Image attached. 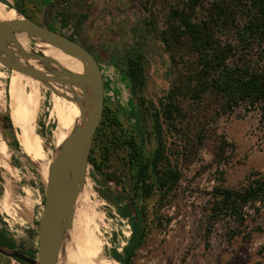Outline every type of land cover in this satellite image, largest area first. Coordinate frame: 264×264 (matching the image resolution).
Listing matches in <instances>:
<instances>
[{
    "label": "rangeland",
    "instance_id": "374dc122",
    "mask_svg": "<svg viewBox=\"0 0 264 264\" xmlns=\"http://www.w3.org/2000/svg\"><path fill=\"white\" fill-rule=\"evenodd\" d=\"M4 1L8 7L21 8L29 19L82 45L95 56L104 79L107 118H117L126 135L134 133L138 121H142L148 132L145 152L152 155L157 148L153 123L148 113L144 120L141 117L139 98L133 94L125 71L129 59L141 56L145 86L139 97L146 105H159L174 80L171 55L160 33L166 29L171 9L187 0ZM212 1L203 3L210 7ZM16 40L19 49L44 55L27 36L17 34ZM179 52L184 54L187 50L181 48ZM19 62L50 73L37 61ZM53 95V90L42 82L10 71L0 63V242L12 251L24 249L25 254L34 258L48 179L40 174L37 154L31 153L25 141L31 144L37 139L41 154L46 150L57 153L54 136L60 122L53 112ZM211 109L212 104L203 105L194 116L203 120L210 117ZM8 113L15 131L8 128ZM112 130L106 127V134ZM188 136L186 133L184 138L175 139V151H182ZM222 136L231 146L226 162L218 164L216 148ZM99 144L94 140V157L99 156ZM125 147L122 140L118 150L103 162L100 172L90 165L91 184L87 185L86 179L84 187L89 200L99 205L104 216V254L115 264H124L127 252L132 250L136 219L132 212L129 217L121 212L125 202H117L122 195L120 182L125 186L128 174ZM172 158L180 165L182 179L161 203L158 196L142 202L144 212L138 211L137 219L148 236L141 247L135 248L131 264H255L264 246V207L259 215L250 211L241 227L234 222L220 223L210 233L207 216L216 186L238 188L253 174L264 175V124L259 111L247 113L241 107L210 123L209 138L191 163L182 152ZM107 175L114 181L108 180ZM113 255L122 260H115ZM0 264L20 263L0 254Z\"/></svg>",
    "mask_w": 264,
    "mask_h": 264
},
{
    "label": "trees",
    "instance_id": "16d2710c",
    "mask_svg": "<svg viewBox=\"0 0 264 264\" xmlns=\"http://www.w3.org/2000/svg\"><path fill=\"white\" fill-rule=\"evenodd\" d=\"M209 6L205 7L203 0H187L182 6L171 9L160 39L171 55L174 80L159 105H146L139 97L145 86L142 57L128 60L125 75L131 82L133 94L139 98L141 117L144 120L145 113L151 117L157 140L155 152L152 155L145 152L148 132L141 125L142 121H138L134 133L126 135L117 118H107L106 109L96 133L100 153L94 157L93 148L90 158V165L96 171L102 170L101 165L118 150L122 140L126 144L128 174L125 186L120 182L122 195L117 202H125L121 210L125 216L129 217L132 212L136 217L132 249L141 247L148 236L137 219L138 211L144 212L142 202L158 196L161 203L180 184L182 171L172 157L182 152L191 163L209 138L210 123L232 115L241 107H245L247 113L258 110L260 122L264 124V0H213ZM14 9L26 15L21 8ZM181 48L187 52L180 54ZM208 103L212 104L210 117L203 120L195 117L196 110ZM6 120L8 128L15 131L10 113ZM106 127L117 130L108 135ZM186 133L189 136L185 138L182 151H175V139L184 138ZM218 139L216 160L222 164L231 145L223 136ZM107 179L114 181L109 175ZM209 204V233L220 223L234 222L238 227L243 226L250 211L259 215L264 207V175L253 174L238 188L216 186ZM0 245L8 246L2 242ZM20 252L24 253V249ZM258 256L255 264H264V246ZM113 257L122 260L120 256Z\"/></svg>",
    "mask_w": 264,
    "mask_h": 264
},
{
    "label": "water",
    "instance_id": "95a60500",
    "mask_svg": "<svg viewBox=\"0 0 264 264\" xmlns=\"http://www.w3.org/2000/svg\"><path fill=\"white\" fill-rule=\"evenodd\" d=\"M17 12L24 17L23 20L0 24V63L8 70L38 80L52 90V85L63 88L85 86L88 89L85 99L87 111L83 123L74 129L57 152L50 168L46 203L39 223L36 258L0 245L2 256L25 264H58L63 248V232L66 227L73 225L75 203L84 190L89 173L93 144L105 109V85L100 64L89 50ZM21 33L41 39L63 53L83 60L88 65L87 74L68 73L42 53L19 49L16 35ZM20 59L37 61L49 69L50 73L25 67L19 62ZM55 66L59 67V70L55 69ZM70 173L73 175L72 180L68 192L63 195L64 183ZM134 252L135 249L130 251L124 264H131Z\"/></svg>",
    "mask_w": 264,
    "mask_h": 264
},
{
    "label": "bare ground",
    "instance_id": "6f19581e",
    "mask_svg": "<svg viewBox=\"0 0 264 264\" xmlns=\"http://www.w3.org/2000/svg\"><path fill=\"white\" fill-rule=\"evenodd\" d=\"M23 19L24 17L19 15L14 8H10L0 1V24ZM21 34L35 42L46 57L52 59L66 72L77 75L87 74V68L83 60L75 59L41 39L31 38L24 33ZM54 68L59 70V67L55 66ZM86 90L88 89L85 86L53 87V112L60 122L54 136V146L57 152L66 143L73 129L83 123L87 111L85 103ZM31 105H33V101ZM25 144L28 147L30 146L31 153L36 152L40 174L47 177L49 181L50 168L57 153H49L47 150L43 154L39 153L37 139L36 142L31 144L30 141L29 144L25 141ZM34 148L35 150H33ZM72 176V173H70L65 180L63 195L68 192ZM87 181V185H89L91 181L89 173ZM85 189L77 197L73 225L69 228L66 227L63 232V248L58 264H115V262L107 259L104 254L105 244L102 239L104 216L100 214L99 205L89 200L90 195L87 194Z\"/></svg>",
    "mask_w": 264,
    "mask_h": 264
}]
</instances>
